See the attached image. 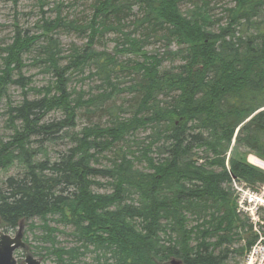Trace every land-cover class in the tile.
<instances>
[{"label":"trees","instance_id":"trees-1","mask_svg":"<svg viewBox=\"0 0 264 264\" xmlns=\"http://www.w3.org/2000/svg\"><path fill=\"white\" fill-rule=\"evenodd\" d=\"M228 1L217 17L212 0H86L82 19L63 17L60 5L41 35L17 30L0 47V110L12 86L23 91L19 105H7L13 135L0 144V169L17 164L22 173L0 189V227L10 232L38 219L58 264L88 253L96 264H227L243 256L257 237L238 216L230 186L235 179L256 189L264 171L238 148L229 170L226 163L234 140L264 161V0ZM181 4L190 5L186 14ZM61 30L87 41L73 46L66 66L53 36ZM107 36L113 52L97 49ZM157 44L164 53L146 51ZM28 54L53 76L47 87H33L23 74ZM90 67L103 87L93 97L71 89L72 72ZM121 77L132 84L120 88ZM124 94L130 99L117 108ZM54 112L62 117L48 120ZM96 113L109 125L76 131L82 114ZM139 131H150L147 145L127 149ZM66 140L57 159L46 154V144ZM120 144L111 166L97 169L99 157ZM197 152L212 158L199 165ZM98 178L109 180L111 193L93 190ZM53 220L71 228L74 247H56ZM238 230L246 247L232 250Z\"/></svg>","mask_w":264,"mask_h":264},{"label":"rangeland","instance_id":"rangeland-1","mask_svg":"<svg viewBox=\"0 0 264 264\" xmlns=\"http://www.w3.org/2000/svg\"><path fill=\"white\" fill-rule=\"evenodd\" d=\"M215 6L214 14L217 17L224 16L223 9L229 4L228 0H212ZM217 1V2H216ZM219 2V3H218ZM63 17L68 16L69 19L73 17H78L82 19L84 16H88L90 13L87 10L88 3L86 0H18V3L15 5L12 0H0V47H4L6 45H10L13 42V38L16 34L17 30H22L29 32L30 35H41L42 32V25L45 21L53 20L56 18V9L59 6ZM230 6V5H229ZM181 12L186 14L187 11L190 9V5L188 4H181L180 5ZM55 38L58 39L61 45L62 54L61 63L63 66L68 65L70 61V57L72 55V49L74 45L78 47H84L87 43L86 39L81 38L77 33L69 32L68 30H61L58 33L53 35ZM114 36H107L105 37L97 49L99 51L107 50L109 52H113L115 48V43L113 42ZM172 50H176V47L173 46ZM146 51L149 54H158L164 53L165 47L164 44H157L146 48ZM127 57L122 58L121 60H126ZM36 55L28 54L25 57V68L23 69V74L27 77H30L31 83L33 87L42 88L47 87L50 85L54 79L51 74H47L43 66L37 62H35ZM167 66L170 65V62H167ZM95 70L90 67L85 69L83 72L73 71L72 72V82H71V89L76 91V93L85 92L87 97L94 95H98L103 91L102 84L99 82L97 77L94 76ZM123 80V81H122ZM119 87L124 89L128 87L130 84V78L124 79L121 77L120 80L117 81ZM106 87V86H104ZM22 89L17 86H12L9 90V96L4 102L3 106H1V118H0V144L7 143L10 141L11 136L13 135L12 128L8 125V117L6 115L7 105H19L23 100V93ZM128 96L129 94H124L115 98V105L117 108L124 107L125 103L130 99ZM62 117L60 113L54 112L49 115L48 120L58 119ZM125 117H128L125 115ZM109 120L106 117H102L101 113H96L93 115H81L80 119L77 122V129L76 131H80L85 126H91L93 124H100L103 126H108ZM150 135V131H139L137 134L132 135L128 139V143L125 144L127 149H132V151H141L147 145L146 138ZM145 145H142V143ZM140 143V145H136ZM34 147H38L37 143L33 144ZM66 145H70V141L66 140L63 142H57V144H46L45 152L49 155L52 159H57L59 154L66 151ZM124 144H120L114 151L111 153H105L104 156L99 157V162L95 164L97 169H105L109 168L112 164V161L116 157V151L119 148L123 147ZM125 147V148H126ZM238 148V152L240 155H243L245 162L254 167L251 162L249 161L250 156H255L248 152L243 148H239L235 140L233 141L231 148L227 154V162L229 161L232 152H234ZM155 151L152 152L151 156L157 157L156 154L153 155ZM196 161H198L199 165H205V159L207 157L212 158V156L207 152H197ZM136 157H140V154H135ZM256 157V156H255ZM135 167L140 170H146V163H138V160H135ZM138 164V165H137ZM258 169L257 167H254ZM260 170V169H259ZM22 169L19 165H15L7 170L0 169V189L4 188L5 181L14 176H21ZM99 182L98 186H95L93 190L99 194H107L111 193V185L109 180L98 178L96 180ZM232 192L233 187L230 186ZM260 186L257 187L259 189ZM234 194V192H233ZM137 199V197H134ZM236 201V199H235ZM264 217V215H263ZM241 219L250 226V222L246 216H241ZM52 227L57 228L59 230L56 233L55 237L57 239V248H71L76 245L75 239L71 236L72 230L71 228H65L59 224L55 220L51 223ZM192 225V224H191ZM41 222L38 219H34L29 221L25 224H22L16 230L7 232L4 228L0 227V237L3 235H8L12 238H15L17 234L21 231L23 234L22 241L25 243V249H19L15 253V258L18 264H25V261L28 256L33 257L41 264H58V260L55 254L52 252H48L46 249L50 247V245H45L42 241L43 239V232L40 229ZM243 235L242 230H238L234 232L235 242L231 246L232 250H237L246 247V240L237 236ZM244 241V242H243ZM245 255V254H244ZM243 256L240 255H231L230 259L228 260L227 264H240L243 260ZM95 254L88 253L85 256H82L79 260L72 261V263L66 262V264H96L94 262ZM104 262H101L103 264ZM109 263V262H108ZM111 264V262L109 263Z\"/></svg>","mask_w":264,"mask_h":264},{"label":"built area","instance_id":"built-area-1","mask_svg":"<svg viewBox=\"0 0 264 264\" xmlns=\"http://www.w3.org/2000/svg\"><path fill=\"white\" fill-rule=\"evenodd\" d=\"M237 213L246 216L257 236L255 244L246 252L240 264H264V186L253 190L233 180Z\"/></svg>","mask_w":264,"mask_h":264},{"label":"water","instance_id":"water-1","mask_svg":"<svg viewBox=\"0 0 264 264\" xmlns=\"http://www.w3.org/2000/svg\"><path fill=\"white\" fill-rule=\"evenodd\" d=\"M23 234L21 231L15 238L8 235L0 237V264H18L15 258V252L19 249H25V243L22 241ZM25 264H41L31 256H28ZM170 264H182L181 261L172 260Z\"/></svg>","mask_w":264,"mask_h":264},{"label":"bare ground","instance_id":"bare-ground-1","mask_svg":"<svg viewBox=\"0 0 264 264\" xmlns=\"http://www.w3.org/2000/svg\"><path fill=\"white\" fill-rule=\"evenodd\" d=\"M228 160V159H227ZM249 161L251 162V164L254 166V167H257L258 169L264 171V161L259 159L258 157H255V156H250L249 157ZM226 167L227 169L229 170L230 167H229V162L226 163ZM234 180V179H233ZM235 196V195H234Z\"/></svg>","mask_w":264,"mask_h":264}]
</instances>
